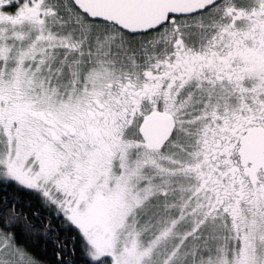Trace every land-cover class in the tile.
I'll use <instances>...</instances> for the list:
<instances>
[{
	"label": "snow or ice",
	"instance_id": "6c2138e0",
	"mask_svg": "<svg viewBox=\"0 0 264 264\" xmlns=\"http://www.w3.org/2000/svg\"><path fill=\"white\" fill-rule=\"evenodd\" d=\"M0 264H264V0H0Z\"/></svg>",
	"mask_w": 264,
	"mask_h": 264
}]
</instances>
